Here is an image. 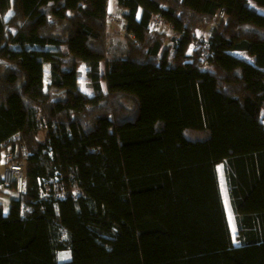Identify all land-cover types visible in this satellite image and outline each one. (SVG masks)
<instances>
[{
  "label": "trees",
  "instance_id": "16d2710c",
  "mask_svg": "<svg viewBox=\"0 0 264 264\" xmlns=\"http://www.w3.org/2000/svg\"><path fill=\"white\" fill-rule=\"evenodd\" d=\"M122 3L112 36L109 0H0V157L26 177L0 202V264H264V14L250 0Z\"/></svg>",
  "mask_w": 264,
  "mask_h": 264
},
{
  "label": "rangeland",
  "instance_id": "374dc122",
  "mask_svg": "<svg viewBox=\"0 0 264 264\" xmlns=\"http://www.w3.org/2000/svg\"><path fill=\"white\" fill-rule=\"evenodd\" d=\"M251 6H253L254 8H256L259 12H262L264 14V7L259 6L254 0H250ZM127 10L126 8L123 6V3L121 2V0H110V5H109V9H108V21L111 22V33L112 36H115L118 32H124V26H125V20H124V13H126ZM9 13H12V11H10ZM118 15H121L122 17L119 18ZM10 15H8L9 17ZM165 26L161 25L158 30H162L165 31ZM117 41L115 42V44L119 45L120 44V38L116 39ZM114 40H112L113 42ZM114 46V42L110 44V47L112 48V50H118L121 48H113ZM235 55L243 57L245 59H247L249 62L253 61L252 63L255 62V57L248 55L247 52H242V51H236L234 52ZM40 73H39V77L38 80L41 83V85L43 86L44 89L47 88L48 84H49V77H50V67L49 64L44 63L43 65H40L39 68ZM78 71H79V82L81 84L82 90H84L85 92H87L90 95H93V90L92 88L89 86V82L90 79L87 75V71H88V66L86 64L85 61L80 60V63L78 65ZM104 87L106 88L105 82H103ZM263 116H264V111H263ZM6 164V155H2L0 157V202L3 204L4 209H8L11 199L15 198V194H13L10 189L6 186H4L1 183V178L3 175V171H4V165ZM217 170H218V176H219V181H220V187H221V192H222V197L224 200V204H225V208H226V213L228 216V220H229V225H230V229L232 231V235H233V239L236 242V235H237V230H236V226H235V221H234V215L233 212L230 208V203H229V198H228V194H227V190L225 187V183H224V177H223V173H222V166L218 165L217 166ZM59 258L60 260L64 261V260H69L71 258V253L70 251L66 250V251H62L59 253Z\"/></svg>",
  "mask_w": 264,
  "mask_h": 264
},
{
  "label": "built area",
  "instance_id": "2783aa9c",
  "mask_svg": "<svg viewBox=\"0 0 264 264\" xmlns=\"http://www.w3.org/2000/svg\"><path fill=\"white\" fill-rule=\"evenodd\" d=\"M121 18V15H118ZM164 23V19L161 15H156L153 20L151 27L154 29L159 28ZM200 40L193 44L194 47L202 48V60H205L210 54V40L208 33L204 36H199ZM11 156V155H10ZM4 171L2 175L3 185L8 187L10 191L16 196L25 190L26 177L24 174L23 166L18 162H8L4 165ZM42 196L45 193H41Z\"/></svg>",
  "mask_w": 264,
  "mask_h": 264
},
{
  "label": "crops",
  "instance_id": "0c3cea01",
  "mask_svg": "<svg viewBox=\"0 0 264 264\" xmlns=\"http://www.w3.org/2000/svg\"><path fill=\"white\" fill-rule=\"evenodd\" d=\"M121 2H122V0H121ZM109 5H110V0H109ZM137 16H138V18H140L141 13L139 12ZM164 26L166 27V28H165L166 33H168V34H172V33H173V30H172V28H171L170 25H168V24H164ZM191 50H192V48L190 47V51H191ZM235 52H236V51H235ZM242 52H245V51H242ZM251 62H253V61H251Z\"/></svg>",
  "mask_w": 264,
  "mask_h": 264
},
{
  "label": "snow or ice",
  "instance_id": "6c2138e0",
  "mask_svg": "<svg viewBox=\"0 0 264 264\" xmlns=\"http://www.w3.org/2000/svg\"><path fill=\"white\" fill-rule=\"evenodd\" d=\"M9 15H12V13H9Z\"/></svg>",
  "mask_w": 264,
  "mask_h": 264
}]
</instances>
